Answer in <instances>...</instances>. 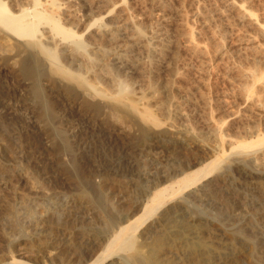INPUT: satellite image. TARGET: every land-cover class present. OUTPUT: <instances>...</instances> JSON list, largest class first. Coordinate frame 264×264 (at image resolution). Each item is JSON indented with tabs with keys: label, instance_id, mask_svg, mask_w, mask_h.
Listing matches in <instances>:
<instances>
[{
	"label": "rangeland",
	"instance_id": "obj_1",
	"mask_svg": "<svg viewBox=\"0 0 264 264\" xmlns=\"http://www.w3.org/2000/svg\"><path fill=\"white\" fill-rule=\"evenodd\" d=\"M0 1L13 12L33 8L28 1ZM65 1L41 0L39 7L82 37V49L74 38L62 44L45 21L34 36L0 32V264H91L137 204L136 217L158 188L212 161H219L216 168L150 217L139 259L264 264V167L251 149L237 147L264 134V113L242 102L234 93L235 73L215 60L212 75L201 74L199 57L184 43L191 31L211 52L217 35L228 49L222 61L233 63L249 51L238 37L250 29L223 0H167L164 8L155 0H126L148 48L133 45L119 57L92 45L99 37L92 24L100 16L98 0H69L78 23L58 7ZM245 5L264 23V0ZM164 12L162 25L151 22ZM160 30L164 55L155 45ZM28 39L42 44L39 77L22 68L33 53ZM100 59L103 67L90 69ZM258 67L264 71V64ZM163 174L168 180L156 183ZM121 254L102 264H133Z\"/></svg>",
	"mask_w": 264,
	"mask_h": 264
},
{
	"label": "bare ground",
	"instance_id": "obj_2",
	"mask_svg": "<svg viewBox=\"0 0 264 264\" xmlns=\"http://www.w3.org/2000/svg\"><path fill=\"white\" fill-rule=\"evenodd\" d=\"M24 1H28L29 4L28 3L27 4L28 5L31 4L33 6V8H20L19 12H13L3 2L0 1V32L1 33H8V32L20 33L23 35L24 38H25V36H29V35L34 36L33 33H35L36 29L38 28L37 27L38 24L41 23L42 21H45L46 23H49L51 25V28L56 32V34L61 35L60 40H61L62 44H65V42L67 40H69V39L72 40L74 38L76 40L75 43H76L77 48L82 49V47L84 46L83 45L84 43L82 41L83 39L81 40L82 37L80 38V36L77 35L76 32H74L73 30H71V28L66 27L63 24H61L57 18L56 19L50 18L51 16H48V14H46V12L42 11V9L40 10L39 6L42 4L41 0H21V5H24L23 4ZM53 1H55V0H53ZM166 1L167 0H155V3H157L160 7L164 8L166 6ZM246 1L247 0H223V8L227 9V10L228 9L234 10L236 12V15H237V20L241 23H244L250 29L249 33L247 32L246 34H241L238 37V41L240 42L239 44H245L246 48L249 49L248 52H246L244 50L246 53H241L239 55L240 60L235 61L233 63L223 62L224 61L223 59H225V56L227 55L228 49L226 48L222 39L219 38L217 35L213 36V45H212L213 48H212L211 52L209 51V49L205 43L194 39L193 32L191 33V31L188 32L187 34H185L184 43H185L186 50L190 51L191 53H193V54L197 55V57H199L200 64L198 66V71L201 74H203V75L211 74L212 70H213V61L215 60L217 62V66H219L220 68L225 70L226 73H228V74L229 73L230 74L235 73L236 76H235V79L233 82L234 93L237 92V96L242 100V102L248 103V105H249L248 107H250L251 109L257 110V111H259V113L260 112L264 113V71L259 73L256 70L258 66H260L261 64H264V23L257 17L256 14H254L252 12V10H250L246 7V5H245ZM125 2H126V0H118V1L117 0L116 1L98 0V1H95L96 7H97V9H99V12H100V16L97 17L96 20H94V23L92 22V24H94V25L97 24V27H98L97 34L99 36L98 38H94V40H92V45L94 46V48H96L95 50L102 51V52H110L111 51V52L119 55V57H123L125 55V52H127V50L129 49V47H131L133 45H138V44L139 45L141 44L144 46L147 45V48H148V42L146 41L145 35H144L143 31L136 26L135 21L128 15L127 9L125 7ZM64 4L65 5H58V7L60 9H62L61 11L67 17L66 19H68V21H72L73 23L74 22L76 23V21L78 23V20H80V19H78L79 16L76 18L75 17L76 15L75 16L73 15V4L69 0L65 1ZM167 5H168V3H167ZM117 7L118 8L120 7V8L117 9L115 12H113V10ZM214 10H216V9H214ZM222 13L223 12L221 11V14ZM150 18H151V22L153 24L156 23L159 25V23L161 24V23L167 21L168 15H167V13L164 12L161 15L151 16ZM208 21H209V15L206 13L202 16V20L200 21V25L202 27H205V25L208 23ZM156 24H155V26H156ZM91 26H93V25H91ZM152 26H154V25H152ZM89 28H91V27H89ZM187 28H189V27H187ZM182 31H183V29H182ZM202 32H203V30H202ZM52 33H54V32H52ZM157 33L158 34H157L156 39H155V45H156V48L158 50L157 52H159L161 55H164L166 53V50H167V43H166L167 41L165 39V33L161 30H160V32L157 31ZM167 33H168V31H167ZM20 34H19V36H20ZM33 38L34 37H32V39ZM30 40L28 41V43L26 41L27 44L25 43L26 44L25 46H27V48L30 49L33 53H31L28 58L23 60V65H22L23 67L22 68H23L25 73L30 74L33 77H39V75H40L39 65H40V62L42 59H41V56L39 55L40 53L38 54V50L40 48H42V44L40 43L39 40H34V41H32V40L30 41ZM73 40H72V42H73ZM75 43H74V45H75ZM209 44H211V43H209ZM65 45H67V44H65ZM22 46H23V44H22ZM70 50L72 52H75L76 50L78 51V49H76V47L75 48L71 47ZM42 51H44V50H42ZM229 53H231V51ZM236 53H238V52L236 51ZM82 54L83 53H81V56H82ZM93 63L90 64V69L91 68H102L103 64H104L103 61H101V59H100V61H98L94 64ZM61 66H57V67L62 68ZM63 71H65L64 72L65 75H67L70 72L66 68L63 69ZM226 73H223V74L226 75ZM69 74L71 75V72ZM251 86L258 88L257 91L255 90V92H257V93H254L252 91L253 89L251 88ZM107 96H109V95H107ZM230 110H228L229 111L228 113H230L229 114L230 116H236L237 115V113H238L237 111H231L230 112ZM209 118H208V120H209ZM243 131H244V129H243ZM250 132H254V129L251 130ZM234 139L236 140V138H234ZM263 141H264V134L262 136L259 135L257 139H252L249 141H243L242 140V142L239 141L238 142L239 145H237V147L241 146V147H243V149H246V151H247V149L248 150L251 149V151H253L255 154H257L256 160L258 161V163L262 167H264V151H261L264 148V146L262 145ZM230 142H233V141L230 140ZM259 143L261 144L260 146H259ZM255 146H257V148ZM251 147L252 148L255 147V148L252 149ZM217 162H219V161H217ZM217 162L216 161H212L210 163L207 162L208 164L205 162L206 163L205 166L198 167L195 170H192L191 172H188L185 175L181 176V178H179L178 180L176 179V181H174V182H171V183L169 182L168 184H164L163 186L158 188L154 193L152 192L153 193L152 197L143 206V208H142L143 212L140 215H138L137 217L135 215L140 208L139 207L140 203L137 204V206H135L131 211H129V213L127 212L128 217H130V219L128 218V220H127L128 222L126 224L120 225L119 228L115 231V233L113 231L114 235L112 236L111 240L108 241L105 249L97 256L95 261L92 260L91 264H102L104 261L108 260V258H110L112 255H116V253L117 254L122 253L120 255V257L124 261H126L127 263L128 262L130 263V261H132L133 264H145L144 262H142L139 259V257H141V254H142L141 247L143 245L142 242H139V238L143 237V234L145 232L144 227H146L148 221L150 220V217H152V215H154L162 207H164L167 203H169L170 199L173 198L174 196H176V194L179 191H181L185 187L187 188V186H189L192 183L196 182L197 180L201 179V177L205 176L206 174L211 172V170L216 168L219 164ZM169 176L170 175H168V174H163L159 179L156 178L157 179L156 183H160L163 180H168ZM161 184H163V183H161ZM154 188H156V187H154ZM114 217L113 216L109 217V219L107 220L109 223L108 226L111 225V227H112L115 224H117L116 223L117 221ZM155 245H156V243H155Z\"/></svg>",
	"mask_w": 264,
	"mask_h": 264
}]
</instances>
